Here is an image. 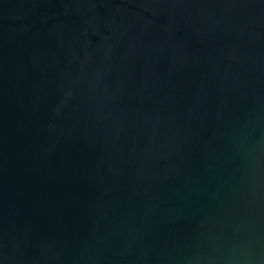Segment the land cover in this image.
<instances>
[{
  "label": "water",
  "instance_id": "water-1",
  "mask_svg": "<svg viewBox=\"0 0 264 264\" xmlns=\"http://www.w3.org/2000/svg\"><path fill=\"white\" fill-rule=\"evenodd\" d=\"M0 264H264V0H0Z\"/></svg>",
  "mask_w": 264,
  "mask_h": 264
}]
</instances>
